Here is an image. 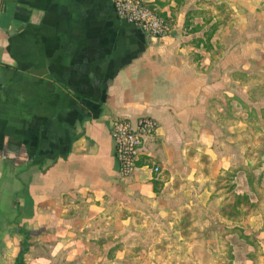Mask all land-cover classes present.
Returning <instances> with one entry per match:
<instances>
[{"label": "crops", "instance_id": "obj_1", "mask_svg": "<svg viewBox=\"0 0 264 264\" xmlns=\"http://www.w3.org/2000/svg\"><path fill=\"white\" fill-rule=\"evenodd\" d=\"M148 1L169 35L120 19L114 0H0V264L111 261L118 241L97 223L122 233L133 199L159 208L176 192L180 212L195 203L232 223L224 203L210 206L216 179L235 186L253 165L220 129L233 103L254 113L264 0ZM141 116L158 130L122 177L109 123Z\"/></svg>", "mask_w": 264, "mask_h": 264}, {"label": "rangeland", "instance_id": "obj_2", "mask_svg": "<svg viewBox=\"0 0 264 264\" xmlns=\"http://www.w3.org/2000/svg\"><path fill=\"white\" fill-rule=\"evenodd\" d=\"M251 72L257 83L253 88L256 100L253 105L250 103L254 113L247 115V105L244 108L233 103L225 111L230 117L222 118L224 125L220 130L229 143L231 137L233 142L239 137V147H234L235 155L239 163L245 164L249 160L253 168L241 171L235 186L226 175L218 177L213 189L216 202L210 204L218 207L224 203L232 223L220 222L221 215L207 213L201 208L194 210L195 203L191 210L180 212L183 201L176 192L160 196L159 208L147 201L133 199L128 208L127 228L122 233L113 229L103 231L102 226L107 223L98 221L96 232L110 231L111 240L118 241L111 252L112 260L99 264H250L248 255L264 253L261 246L264 244V71L257 68ZM226 104L223 105L225 110ZM232 126L234 129H230ZM248 175L253 182L252 191L247 186ZM236 193L246 194L247 198L238 199ZM221 223L234 225V229H226ZM242 230L247 233V241L257 242V247L253 248L242 238ZM204 239H207V245L196 242ZM194 255L203 260L206 256L207 260H190Z\"/></svg>", "mask_w": 264, "mask_h": 264}, {"label": "built area", "instance_id": "obj_3", "mask_svg": "<svg viewBox=\"0 0 264 264\" xmlns=\"http://www.w3.org/2000/svg\"><path fill=\"white\" fill-rule=\"evenodd\" d=\"M113 5L120 19L135 25L150 37L161 38L171 32L170 23L148 0H114ZM157 130V122L147 116L110 121L109 131L120 176L129 177L138 169L143 145L156 135ZM151 171L157 173L159 169L154 165Z\"/></svg>", "mask_w": 264, "mask_h": 264}, {"label": "trees", "instance_id": "obj_4", "mask_svg": "<svg viewBox=\"0 0 264 264\" xmlns=\"http://www.w3.org/2000/svg\"><path fill=\"white\" fill-rule=\"evenodd\" d=\"M161 15V14H160ZM163 16V15H162ZM164 17V16H163ZM167 21H169L168 20V18H166V17H164ZM249 183H250V185H251V189H252V180L250 179V177H249ZM240 198H246V197H238V199H240ZM237 205V204H236ZM242 236V238L243 239H246V240H248V238L245 236V235H241Z\"/></svg>", "mask_w": 264, "mask_h": 264}]
</instances>
